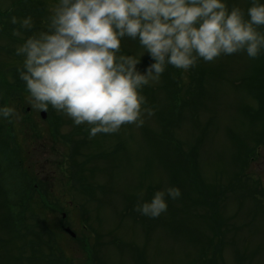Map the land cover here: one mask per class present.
<instances>
[{
    "label": "rangeland",
    "instance_id": "374dc122",
    "mask_svg": "<svg viewBox=\"0 0 264 264\" xmlns=\"http://www.w3.org/2000/svg\"><path fill=\"white\" fill-rule=\"evenodd\" d=\"M55 2L0 0V11L12 9L10 16L16 17L17 21L27 15L33 16L32 23L42 30ZM43 3L44 12L36 6ZM246 3L247 0H226L227 7L238 6L245 11ZM37 16L43 19L44 24ZM259 30L264 31V26H260ZM23 31L18 34L13 32V45H8L7 39L0 43V75H9L8 69L23 67V57L15 51L31 35L28 30ZM122 40L120 49L131 52L137 60L146 61L147 65L142 64L141 67L138 62L136 65L137 70L144 73L153 63L152 58L136 40L127 37ZM263 56L264 52L255 59L243 52L222 55L212 62L201 60L195 70L191 68L187 72L172 67L175 84L171 88L177 83L173 99H166V92L161 89L164 83L161 75L158 81L150 82L146 89L143 87L141 94L146 90L152 91L155 99L152 107L146 99L144 107L151 109L152 114H144L142 126L122 125L116 133H98L94 137L92 151L87 145L79 150L81 156L71 157L73 162H80L88 154L103 156L86 166V169L96 168L93 178L91 172H83L85 184L95 189V192L89 190L88 197L76 181L70 182L69 175L64 176L70 169L71 161L66 162L69 147H66L63 137L73 128L71 118L50 109L51 119L60 116L63 123L55 135L57 140L52 141L54 145L50 136L53 125L46 123L47 116L43 124H39L46 137L44 141L30 138L27 129L21 134L18 128L20 122L16 118L15 133L21 134L18 144L24 151L18 156L23 161V176L30 175L37 181H43L49 189L48 196H57L60 203L52 207L49 200H37L31 179L28 177L20 183L23 178L20 172L4 164L0 177V184L3 185L0 192H3L4 199L0 198V202L9 201L6 204L9 207L3 208L11 215L10 210L14 211V217H18V212L38 215L41 220L33 222L29 215L24 227L20 223L16 229L25 228V232L34 227L32 232L37 233L41 222L45 223L55 233V240L63 253L52 243L50 247L44 244V240L47 241L44 233L40 236L41 242H37L35 235L12 234L0 225V264H264V143L250 141L251 136L247 134L250 121L245 119L242 108H254L255 101L241 85L261 65ZM192 72L196 75L201 73L200 85L192 82ZM8 81L13 82L10 76ZM187 89L188 95L184 94ZM192 96L195 99L199 97L196 105L194 99L191 100ZM22 99L25 102L22 100L23 105L16 110L17 117L28 115L33 124L42 123L40 112L43 110L34 106L29 93L25 92ZM169 103L176 107L175 116L169 117L173 127L167 130L168 121L161 120H165L164 113ZM164 104L167 105L162 113L164 115L158 117L157 112ZM26 108L28 113H25ZM75 126L90 127L87 124ZM254 128L258 131L259 126ZM237 138L244 139L243 142L251 150L245 169H242L243 163L239 167L236 161V149L240 143ZM197 139L200 143L197 156L193 157L196 161L194 166L190 165L188 172H176L172 161L179 153L174 146L182 144V151L187 152L190 147L196 146ZM2 140L4 137L0 132V152ZM0 159L3 163L4 156L0 155ZM25 169H28V174ZM169 186L178 187L181 195L167 200L166 212L155 218L149 217L150 220L144 215L141 221L131 218V215H135L136 219L140 217L134 210L135 205L149 200L155 191ZM251 190L257 192L254 194ZM208 191H220V195L211 196ZM21 195L23 199L19 202ZM54 211H58V215ZM61 213L66 216L64 227L78 237H82L85 230L81 224L102 236L100 243L96 241L102 248L99 261L93 262L90 257L93 248L90 246L94 245V241L77 244L59 231L56 221H60ZM115 238L121 241L120 248L114 245ZM32 239L36 245L41 243L40 248H36L41 255L36 256L48 262L38 263L30 256L27 249Z\"/></svg>",
    "mask_w": 264,
    "mask_h": 264
},
{
    "label": "clouds",
    "instance_id": "9594fccd",
    "mask_svg": "<svg viewBox=\"0 0 264 264\" xmlns=\"http://www.w3.org/2000/svg\"><path fill=\"white\" fill-rule=\"evenodd\" d=\"M10 19L33 29L30 16ZM260 26L264 0H250L246 11L227 7L226 0H56L44 28L16 48L23 57L17 71L36 108L51 106L74 125H89L90 137L111 134L122 125L140 127L144 114H152L141 89L158 81L167 66L187 72L201 60L240 52L255 59L264 52ZM125 37L152 58L144 73L136 58L118 55ZM13 112L0 106V118ZM180 195L169 186L134 210L155 218Z\"/></svg>",
    "mask_w": 264,
    "mask_h": 264
},
{
    "label": "trees",
    "instance_id": "16d2710c",
    "mask_svg": "<svg viewBox=\"0 0 264 264\" xmlns=\"http://www.w3.org/2000/svg\"><path fill=\"white\" fill-rule=\"evenodd\" d=\"M249 3H250V0H247V3H246L247 7L249 6ZM247 7H246V9H247ZM122 41H124V40H121V42ZM121 53L124 55H129V56H131V54H132L131 52H128L124 48L120 49V52L118 53V55ZM137 62L139 64V66H141V67H142V64L147 65L146 61L142 60V59H138ZM18 69H22V67L21 68L20 67L19 68L14 67L13 69H8L9 75H0V102L2 103V104H0V106L9 105V104H13V103H16V105H18V106L22 105V101H20L21 95L24 92H28V91L24 87V85H25L24 81L19 78V74L17 71ZM192 70H195V69L193 68ZM8 76H10L11 81H13V82L8 81ZM161 76L163 77V82H164L161 89L164 92H166L165 93L166 99H173L174 93H175L174 91H175V87H176L177 83L173 88H171L175 84V81L172 80V78L174 77V74L172 73V66H170V65L167 66L165 68V71L161 74ZM190 78H191L192 82H195L197 85L201 84V73H200V75H196L195 73L192 72ZM241 85L245 86L248 94H250L252 96V99L255 101V107L254 108H247V109L245 107L242 108L243 115H245V117H246L245 119H249V121H250L249 122L250 124L248 125L250 127L247 129V134H248V136H251L250 141L258 142L259 144H263L264 143L263 142L264 137L262 138V136L264 134V56H263V61H262L261 65L256 69V71L251 76L247 77V79H244V81H242ZM146 88H147V86H144V89H146ZM158 89L159 88L157 87V90H156L157 94L160 93V91ZM148 90H150V89H148ZM188 91H189V89H187L186 92H184V94L186 93L188 95L189 94ZM142 95H144L145 99L149 100L150 107H152L153 100L155 99L154 93L152 91L148 92L146 90L142 93ZM193 99H194V101H193ZM198 99H199V97H198ZM198 99H195V97L192 96L191 100L196 105ZM166 106L167 105L164 104V107L160 111L157 112V115H158V117H161L165 114V120H161V121H164V122L168 121L167 123H169V126L166 127L168 130L169 128L173 127V121L169 117L175 116L174 110H175L176 105H171L169 103V105L167 106V111H165ZM48 109H52V107L49 106ZM13 110H16V109H13ZM164 111H165V113L162 114ZM61 114L62 113H60L59 115H61ZM16 117H17L16 111H14L13 114L11 115V117L8 118V120L6 118H5V120H0V132H2L5 129V131L8 133V137L10 138V141H13L16 139V136H15V131H16L15 127L17 126L16 122H15ZM59 117L60 116H56V118H54L55 122L53 123V127L51 129V132H52L54 137H55V135L57 136V131L59 130V128L63 124V123H61V120L59 119ZM69 122H67V123H69ZM69 124H72V123H69ZM255 125L259 126L258 131H260V135L258 134L257 129L254 128ZM18 128H19L20 133H22V131L24 129H27L29 134H31L30 132H34L33 129H35L36 131L39 132V128H38L37 123H35L32 126L31 123L29 122V120H26V119L20 120ZM163 132L166 133V131H163ZM88 134H89V127L73 125L72 130L66 136L63 137L64 138L63 140L65 143L70 142L72 144V148L69 151L70 157L81 156L79 150L85 148L88 145V142L85 139H80V136L87 138L86 135H88ZM247 134H246V136H247ZM162 135H166V134H162ZM78 137H79V139H78ZM74 138H76L78 140L75 141ZM243 141H244V139H241V140L238 139V143L239 142L240 143L238 144V146L236 145L238 149H236V156L235 157H236V161L239 163V167H240V164L243 163L242 169H245L247 166V161L250 158L251 150L247 146V143L243 142ZM199 143H200V140L197 139V141L195 143L196 146L190 147V149L187 152L182 151V148H181L182 144L178 143L179 144L178 146L177 145L174 146V148L179 153V155H176L172 161V165H173V167H175L176 172H186L188 170V168L190 167V165L194 166V162H196L194 160V158L197 156V150L199 148L198 147ZM94 145H95V143H94ZM94 145L90 146V150L93 148ZM87 149H89V148H87ZM247 149H249L250 152H246ZM7 150H8V147L3 142L1 145V151L4 154L3 156H4L5 164L12 167L14 170L20 169V171H22L23 161H19V157L15 158V155H17V153H18L17 150L15 148H12L11 150H8V151ZM6 154H7V156H6ZM104 156H105V154H104ZM85 157L83 158V161H80V162H75V161L73 162L71 159L72 164L70 166V169L65 174L69 175L70 179L72 181H74V182L76 181L78 183L77 186L81 190L82 189L85 190V195H87V197H88L89 190H92L93 192H95V189L93 186H88L85 184L86 179L83 176V172L84 171L91 172V175L93 178V175L95 172L94 170H96V168L95 169H93V168L86 169V166L90 163L94 164L95 158H96V160H98V159L102 158L103 156H97L96 157L95 155L88 154V155H85ZM180 168H181V171H180ZM25 170L28 174V169H25ZM27 177H29L31 179V182L33 184L37 185L38 181L35 177H32L30 175H27ZM40 182L45 187V183L43 181H40ZM38 191H40L39 184H38ZM45 191H48V188H46ZM251 191L254 194L257 192L256 190H251ZM208 194L211 196L214 194L216 195V191L214 193L208 191ZM7 203H9V202H7V199H6L4 204H3V202L2 203L0 202V225L2 227L4 226L6 228V230H9V231L12 230L13 231L15 228V225L10 223V221H13V218H12L13 213L11 215V213L6 212V210L3 208V206L9 207L8 205H6ZM2 210L4 211L3 213L1 212ZM9 210H10V208H9ZM10 211L12 212V210H10ZM126 214H129V213H126ZM126 214H124V216ZM131 218L134 219V215H131ZM2 223H4L5 225H2ZM43 229L44 228H41L42 231H44ZM95 232L96 231H94L92 229L88 230L86 232L84 231L82 233L84 236L83 235H82V237L77 236L76 241H75V242H77V244H79V242L80 243L85 242L86 244H88L89 241L90 242L94 241L95 246L94 245H93L94 247L90 246V247H93L90 250V255H91L90 257H91L93 262L99 261V253H100L101 247H100V245L96 244V241L100 243L101 237H102L98 233L95 234ZM94 234H95V236H94ZM68 240L70 241V239H68ZM113 243H114V245H116V247L118 246V248H120L119 246H122L121 245L122 243L118 238H115ZM44 244L46 246L50 247L49 244L45 241H44ZM118 244H120V245H118ZM31 245H32V243H31ZM39 245H41V243L38 244L37 246H35V245L34 246H28V249H27L31 253L30 256L35 258L38 261V263L40 261H44L43 257H37L36 256L37 254L41 255L40 252L38 251L39 249H36V248H40ZM56 245L59 247L58 243ZM130 248H131V250L134 249V247H132V245L130 246ZM136 253H138V251ZM44 262H48V261L46 260ZM50 263H46V264H50ZM28 264H32V263H28Z\"/></svg>",
    "mask_w": 264,
    "mask_h": 264
},
{
    "label": "flooded vegetation",
    "instance_id": "af4514ba",
    "mask_svg": "<svg viewBox=\"0 0 264 264\" xmlns=\"http://www.w3.org/2000/svg\"><path fill=\"white\" fill-rule=\"evenodd\" d=\"M3 17H5V15H3ZM4 22H6V20H4ZM7 120H8V118H6ZM4 120H5V118H4ZM39 187H40V191H38V197L36 198L37 200L38 199H44L45 201H47L48 202V200L49 201H51V202H49V203H54V204H58V203H60L59 202V200H58V198H57V196L56 197H53V196H48V194H49V189H48V191H45L46 190V188H47V186H43V184L42 183H39ZM36 188H38V186L36 185ZM53 200H52V199ZM67 198L65 197L64 198V201L66 200ZM55 201V202H54Z\"/></svg>",
    "mask_w": 264,
    "mask_h": 264
},
{
    "label": "water",
    "instance_id": "95a60500",
    "mask_svg": "<svg viewBox=\"0 0 264 264\" xmlns=\"http://www.w3.org/2000/svg\"><path fill=\"white\" fill-rule=\"evenodd\" d=\"M42 118H44V113L41 114ZM67 232L71 235L74 236V234L72 232H70L69 230H67Z\"/></svg>",
    "mask_w": 264,
    "mask_h": 264
}]
</instances>
